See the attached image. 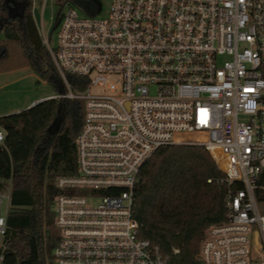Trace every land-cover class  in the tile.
Returning <instances> with one entry per match:
<instances>
[{"label": "built area", "instance_id": "1", "mask_svg": "<svg viewBox=\"0 0 264 264\" xmlns=\"http://www.w3.org/2000/svg\"><path fill=\"white\" fill-rule=\"evenodd\" d=\"M59 20L54 47L43 35L64 83L50 97L83 99L84 120L76 172L55 177L63 191L52 207L53 263L166 264L139 233L135 183L159 146L195 143L228 184L227 218L207 227L198 264H264V200L255 194L264 189V0H112L105 16L69 5Z\"/></svg>", "mask_w": 264, "mask_h": 264}, {"label": "trees", "instance_id": "2", "mask_svg": "<svg viewBox=\"0 0 264 264\" xmlns=\"http://www.w3.org/2000/svg\"><path fill=\"white\" fill-rule=\"evenodd\" d=\"M65 2L94 8L83 0ZM33 7V0H0V72L29 66L61 91L64 83ZM67 77L78 88L86 81ZM83 120L81 98L49 97L0 115V192H9L2 264H54L58 234L52 207L63 191L55 177L76 172V136ZM224 176L209 150L195 143L161 145L142 164L133 212L140 235L159 245L166 264H198L207 227L227 218ZM255 194L264 200V189L256 188Z\"/></svg>", "mask_w": 264, "mask_h": 264}, {"label": "rangeland", "instance_id": "3", "mask_svg": "<svg viewBox=\"0 0 264 264\" xmlns=\"http://www.w3.org/2000/svg\"><path fill=\"white\" fill-rule=\"evenodd\" d=\"M94 7L92 11L87 10L86 5L82 6L78 2H65L62 0H35L40 19L37 21L40 33L46 36L52 47L56 45L60 20L57 16L64 9L72 5L80 15H89L95 13L97 16H105L108 13L109 6L112 0H83ZM14 75V74H12ZM2 77V75H1ZM58 87L52 82L41 77L30 68H24L19 72L17 77H12L9 81L0 84V109L2 110L4 104L16 106L15 104H26L34 97L46 96L57 93ZM14 108V107H13ZM5 192H8L5 191ZM9 198H4L1 210L8 209ZM260 211L263 208L260 206ZM257 244H261V238L257 234L254 237Z\"/></svg>", "mask_w": 264, "mask_h": 264}, {"label": "crops", "instance_id": "4", "mask_svg": "<svg viewBox=\"0 0 264 264\" xmlns=\"http://www.w3.org/2000/svg\"><path fill=\"white\" fill-rule=\"evenodd\" d=\"M33 2H34V5H36L35 0H33ZM24 68H30V67L29 66H20V67H16V68H12V69H9V70L0 72V84L9 81L13 76L14 77H17L19 75V72L22 71ZM12 74H14V75H12ZM1 75H2V77H1ZM51 95L52 94L46 95V96H43V97L42 96H40V97H34L29 102H27L25 105L24 104H19V105L15 104L16 106H12V105H6V104H4L2 110L0 109V115L6 114V113H10V112L19 111L21 109L27 108V107L33 105V102L34 101L48 98Z\"/></svg>", "mask_w": 264, "mask_h": 264}, {"label": "water", "instance_id": "5", "mask_svg": "<svg viewBox=\"0 0 264 264\" xmlns=\"http://www.w3.org/2000/svg\"><path fill=\"white\" fill-rule=\"evenodd\" d=\"M33 13H34V18H35L36 22L39 21L40 13H39V10L36 6L33 7ZM46 234L48 235L49 231H47Z\"/></svg>", "mask_w": 264, "mask_h": 264}]
</instances>
